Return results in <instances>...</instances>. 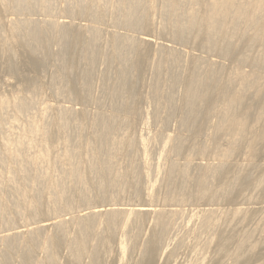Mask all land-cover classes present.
Segmentation results:
<instances>
[{"label":"bare ground","instance_id":"obj_1","mask_svg":"<svg viewBox=\"0 0 264 264\" xmlns=\"http://www.w3.org/2000/svg\"><path fill=\"white\" fill-rule=\"evenodd\" d=\"M156 1L78 0L75 9L69 4L70 7L59 10V13L69 14L71 18L86 17L91 25L79 30L53 19L58 10L48 1L0 0V12L26 14L31 12L33 6L36 7L35 2H39V11L51 17L42 24L28 19L11 21L8 23L11 31L3 28L0 20V47L7 49L10 37L23 36L25 52L40 58L37 63L31 62L34 70L44 65V57L48 55L52 42L60 49L58 62L61 71L72 63L71 52L76 54L79 51L81 57L86 54L88 76L84 78L82 94L77 92L74 83L64 87L65 95L71 100L94 102L96 89L91 74L97 63L101 58L108 59L110 54L121 61L117 71L118 82L109 102L111 114L97 113L89 117L84 111L77 113L62 108L58 110L55 122V129L61 132L58 140L53 141L55 126L50 125L53 130L49 128L51 120L45 112H42L40 120H36L32 117L29 103H0V113L12 107L16 115L34 121L27 126L25 139L9 134L21 130L15 122L0 137V169L4 175L0 180V189L7 187L6 192L10 193L8 197H0V226L8 232L0 237L1 246L5 249L0 255L3 264H13V256L17 255L18 250L24 260L22 264H58V253L62 246L69 251L71 264H82L84 259H88L90 264H100L109 238L116 237L123 228L126 230L136 224L133 231L125 232V239H129V242L120 246L132 253L142 224L149 217L154 218V235L149 242L148 253L157 251L158 247L165 251L169 244L166 236L174 230L176 220L182 216L179 210L156 209L153 205L130 204L129 209L119 207L129 206L125 204L127 201L137 199L144 175L153 173L152 166L140 168L137 142L129 134L133 129L131 118L139 116L131 108V92L135 84L140 83L139 73L147 62L148 52L145 41L134 36L116 34L104 43L100 29L95 26L103 20L110 21L116 29L126 28L132 33L150 32L153 24L149 14L159 10L165 21L164 36L181 45L197 42V47L202 51L219 53L226 61L215 66L204 57L192 59L193 69L184 86V100L180 106L181 133L174 136L162 133L159 136L165 148L161 159L168 161L160 178L161 189L165 192V206H180L209 198H212L209 201L215 202L218 197L222 200L232 196L239 184L251 187L257 193L264 189V174L261 175V168L264 167V0H256L254 5H250L249 0H160L159 5ZM158 50L161 60L156 68L151 95L156 103L155 117L159 118L163 105L168 107L164 108L170 116L178 108L175 89L181 84V78L175 73L179 68L177 54L166 47H159ZM228 63L234 66L228 69ZM166 64L170 73L164 80L159 71ZM55 78L64 80L57 76ZM213 79L218 80V90L212 98L206 99L209 82ZM166 83L170 92L164 96L162 87ZM127 94L131 95L128 100ZM209 116L213 120L211 124L208 122ZM7 120L0 121V128L6 129L11 124ZM207 131H210L208 138L205 137ZM73 134L75 137H72ZM201 136L203 140L198 139ZM57 141L62 142L61 149H57ZM196 155L211 157L214 163L201 165L195 181L190 170ZM181 156L185 157L183 163L176 158ZM242 156L246 159V165L236 163ZM229 168L230 171L235 169L232 177L228 176ZM224 177L226 183L211 196L217 181ZM94 200L109 204L91 207ZM120 201L125 203L119 204ZM45 206L51 216L74 212L77 207L85 208L77 213L70 229L64 221L54 223L55 237L44 235L45 226L9 233L13 231L14 224L6 216L7 209H11L26 224L23 228H28L32 225L29 221L38 224ZM216 211L205 210L201 217L202 227L207 230L212 227ZM244 215L242 209L234 213L235 217ZM103 218L106 219L105 231L101 229ZM253 235V230L246 232L237 250L228 255L235 259L232 264L241 261L240 251ZM40 253L44 258L39 257Z\"/></svg>","mask_w":264,"mask_h":264},{"label":"rangeland","instance_id":"obj_2","mask_svg":"<svg viewBox=\"0 0 264 264\" xmlns=\"http://www.w3.org/2000/svg\"><path fill=\"white\" fill-rule=\"evenodd\" d=\"M45 1H48L51 5L53 4L52 6L58 10L55 13L54 18H52L58 20L61 24H68L69 28L79 30L85 29L91 25L86 17L74 16L71 18L69 14L59 13V10H63L70 6L75 9L78 6V0ZM145 2L148 3V0H144V3ZM255 2L256 0H249L250 5H254ZM35 3L34 5L36 7L33 6V9L30 10L31 12L26 14L22 13L20 15L12 12H0V20L3 28L7 31H11L8 25L11 21L18 22L23 19H28L42 24L45 21L50 20V16L39 11V2L37 4ZM156 3L159 5L160 0H157ZM69 4L71 5L69 6ZM163 18L159 10L152 12L151 15L149 14V19L153 24V27L150 32H140L142 34L139 32L132 33V31H128L126 28L116 29L110 21L105 20H103L104 22L101 24H96L95 26L100 29L104 38H102L104 43L110 41L107 39H111V37L116 34H119L122 37L134 36L135 39L138 37L141 41H145L146 51L148 52L147 62L142 65V71L140 70L139 73L140 83L137 82V84H135L131 92L132 97L130 98L131 95L127 94L126 100L129 98L132 100L131 108L139 114V116L131 118L133 129L129 134H131L132 139H136L137 142L140 168L146 169L148 166H152L153 173L151 175H144L143 183L138 189L139 197L134 199V201H127V203L120 201L118 202L119 204L125 203L129 206L119 207H122V209H129L131 208L130 204L141 206L153 205L155 206L153 208L156 209L165 208L168 211L179 210L181 211L182 216L176 220L174 230L166 236L169 244L165 251H161L158 247L157 251L148 253L147 249L149 242H151L154 235V218L149 217L142 224L141 232L137 238L138 241L136 248L132 253H128L123 249L124 246H120L126 245V243L129 242V239L127 241L125 239V232L126 230L131 231L130 229L133 231L136 224L133 226L130 225L126 230L123 228L118 234H116V237L112 236L109 238L108 242L105 244L107 245V249H104L100 264H232V262H235V259L232 260L228 255L237 250V247H239L242 242L244 234L250 230L254 231V235L249 238L248 242L240 251L242 256L241 261L238 264H264V189L257 193L251 187H244L239 184L236 186L232 196L225 197L222 200L218 197V200L215 202L209 201V199H212L209 198L204 199L203 201H193L192 203L180 206H165L163 203L165 192L161 189L160 181H162V170L164 171L166 169L168 161L165 160V162L163 158L161 159V155L164 154L165 148L162 147V141L159 136L162 133L170 136L181 133L179 124L182 108H180V106L184 100V86L187 84L188 77L193 69L192 59L197 56L204 57L210 64L215 66H220L221 64L226 63L219 53L202 51L200 47H197V42L189 45H181L164 36L163 27L165 21ZM86 39L87 38H85V40ZM145 45L143 44L144 47ZM24 46L25 39L23 36H16L15 38L10 37V43L9 46L6 47L7 49H4L5 47H0V103L3 101L11 103L24 101L29 103L33 114L32 117L36 120H40L42 112H45L44 114L47 115L46 117H49L48 119L51 120L48 123L49 128L52 129L51 126H55L53 127L54 130L52 129L53 141L61 138V132L55 129V122L57 120L58 110L62 108H69L77 113L84 111L89 117H93L97 113L111 114L112 110L109 107V102L111 101V95H113L114 88L118 82L117 71L121 62L117 57L110 54L108 59L101 58L99 60L95 71L91 74L92 84L94 83L93 87L96 89L97 94H95V101L80 103L77 102V100L72 99V101L68 98L64 93V87L74 83L77 92L82 94L85 84L84 78L88 76L86 75L88 60L84 56L86 54L84 53L83 57H81L79 51H77L76 54L71 52L70 58L72 63H70L66 69L61 71L59 70L58 62L60 49L55 42H52L48 48V55L44 57V65L37 70H34L31 68L32 66H30L31 62L37 63L40 61V58L36 54L28 55L24 50ZM159 47L172 49L177 54L179 60V63H177L179 68L175 70V73L180 76L181 84L177 86V90L175 89V102L178 108L175 109V115H171L172 117L166 109L168 107L164 105L162 106V112L160 113L161 115L159 114V118L155 117L154 113L156 103L152 98L151 88L156 81V68L161 60L160 52L158 50ZM255 52H257V50H255ZM233 66L234 65H231L230 63L227 64L228 69ZM169 73L168 64L163 66L159 71V74L164 77V80L168 78L167 76ZM56 76L64 80L59 81L55 78ZM169 88L170 87H168L166 83L162 87V95L166 96L170 92ZM217 90L218 80L213 79L211 83L209 82V88L206 92L205 98H212ZM100 91L102 96L100 95ZM98 95H100V98L103 100L100 101ZM96 96H98V98H96ZM3 112L4 113H0V116L3 117L0 118V121L7 118V121L9 123L11 122V124L6 126V129L0 128V137H3L4 134H6L5 131L11 125H14L12 123L15 122L21 130H18L16 133L10 132L9 134H14L18 138L25 139L28 135L27 126L34 121H29L24 118V116L16 115L13 112L12 107H7ZM168 116L170 119H168ZM160 121L161 123H159ZM208 122L209 124L213 123L210 116ZM166 123L168 125H166ZM209 136L210 131H207L205 137L208 138ZM72 137H75V135L73 134ZM198 139L203 140L204 137L201 136V138ZM61 145L62 142L60 141L59 143V141H57V149H61ZM196 156L197 157L194 156V160H192V169L190 170L192 180L195 181L198 178L197 169L201 165H212L214 163L211 157L201 158L200 155ZM176 158L179 163H183L185 157L181 156L180 158ZM243 160L245 161L243 162ZM236 163L240 165H242V163L245 165L247 164L246 159L243 156L240 157ZM261 169L262 175L264 174V167ZM2 171L3 170L0 169V180L4 177ZM234 174L235 169L233 168V170L230 171L229 168L228 176L232 177ZM225 183V177L223 180L217 181L214 190H212L211 196H213L212 194L220 189ZM6 189H0L1 198H4V196H10V193L6 192ZM191 189L192 186L190 190ZM212 203H214V206H211ZM107 204H109L107 201L94 200L90 206L96 207ZM84 208L85 207H77L74 212H63L51 216L46 212L45 206L39 216L38 224H33V222L29 221V224L32 225L28 228H23L26 224L22 223L17 216L12 213L11 209H7L6 216H8L14 224L12 227L13 231H10L9 233L12 232L11 234H13L18 231H23L24 229L31 230L34 228H43L45 226L44 235L55 237L56 231L53 224L58 221H64L65 223H68V228L70 229L73 226L71 222L76 217L77 213ZM207 209L217 210L212 227L209 230L201 225L202 214ZM238 209L245 211V215L235 217L234 213ZM55 217L58 218L50 220ZM105 222L106 219L103 218L101 224L102 230L107 228ZM203 229H206V232H203ZM3 230L5 229L0 226V237L8 233ZM106 234L109 235L108 231H106ZM23 239L27 238L24 237ZM177 245L180 248H178ZM255 245L257 247H254ZM176 247L178 248L175 252L176 255H173L172 252ZM202 249H205L203 250L204 253L199 254L203 252ZM3 251H5V249L1 246L0 242V255ZM17 252L14 253H17V255L13 256V261L11 263L22 264L24 260L20 254L21 252L19 250ZM39 257L44 258V255L40 253ZM227 259H231V261H227ZM71 260L69 251H67V248L65 249V246H62L58 253L57 263L71 264ZM0 264H3L2 256H0ZM82 264H90V262L88 259H84Z\"/></svg>","mask_w":264,"mask_h":264}]
</instances>
